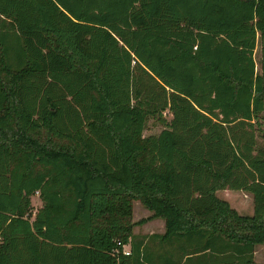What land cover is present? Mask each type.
<instances>
[{"label":"trees","instance_id":"1","mask_svg":"<svg viewBox=\"0 0 264 264\" xmlns=\"http://www.w3.org/2000/svg\"><path fill=\"white\" fill-rule=\"evenodd\" d=\"M263 113L264 0H0V264H146L177 237L262 264ZM134 200L163 234H133Z\"/></svg>","mask_w":264,"mask_h":264},{"label":"crops","instance_id":"2","mask_svg":"<svg viewBox=\"0 0 264 264\" xmlns=\"http://www.w3.org/2000/svg\"><path fill=\"white\" fill-rule=\"evenodd\" d=\"M171 117V115H170ZM171 119V118H170ZM169 119V120H170ZM168 120V121H169ZM242 194L238 196V194H232L229 195V190H218L216 191L215 195L225 200L229 203L230 207L233 208L238 214L240 215H252L253 214V199L252 196L244 191L239 190ZM219 192H222V196L219 194ZM235 197L237 199H235ZM248 203L249 205L248 207ZM136 201L133 205V212L135 213L134 206H136ZM140 205V204H139ZM143 207V206H142ZM139 210L144 213V217L147 218L152 215V212L148 210L147 208H141L139 207ZM133 213V221L135 222L136 219L138 220ZM136 218V219H135ZM139 228L143 229V231H140ZM165 232V221L164 219L160 217H153L148 218L145 223L137 225L135 224L133 226V234L136 236H151V235H161ZM177 245L178 252H174L167 244L163 243L162 241L158 239H152L148 240L147 243V258L146 264H235L236 260L232 258H227V253H213L214 255H210L208 252L211 253V251H204L201 253H197L194 256L189 255L190 257L187 258L185 255L180 259L179 254L184 250V246H188L186 242V237H177L176 240H172V243H175ZM171 243V242H170ZM201 243H205V239L201 241ZM125 248L128 249L129 245H125ZM259 250H263L264 253V244H257L253 251V260L255 263H262L264 264V256L262 259L257 258V254ZM218 257H217V255ZM216 255V256H215ZM264 255V254H263ZM238 256V255H237ZM219 258V259H218Z\"/></svg>","mask_w":264,"mask_h":264},{"label":"rangeland","instance_id":"3","mask_svg":"<svg viewBox=\"0 0 264 264\" xmlns=\"http://www.w3.org/2000/svg\"><path fill=\"white\" fill-rule=\"evenodd\" d=\"M260 55H261V46H260V43L258 42L257 45H256V48L254 50L255 70L257 72L260 71ZM170 115L171 114L168 113L167 111L164 112V117L167 120H169L171 118ZM260 124H261L260 128L257 131V135H258L257 140H258L259 144H261V143L263 144L264 143V139H263V137L261 135L262 134L261 133V129H264V113H263V118L260 119ZM163 128H164V126L160 122H158V121H156V120L151 118L146 123L145 129L143 131V135L147 136V135H151V134H158ZM229 192H230L229 195L238 194V196H240V194H241V192L239 190H229ZM219 194L222 196L223 193L219 192ZM241 196H242V194H241ZM30 199H31V213H32V217H33V215L36 212V210L41 206V201L39 199L38 193H35L34 195H32ZM235 199H237V198L235 197ZM135 201H136V204H138V205L134 206V209H135V213H134L133 212V205H134ZM249 205L250 204L248 203V207H249ZM140 206H141V208H144V206L141 204V202L139 200H134L133 201V204H132V221H133V213L135 214V216L137 218H139L138 220L135 218L136 221L135 222L133 221L135 224H137L139 221L145 219L144 213H142V211L139 210ZM148 218H153V217L149 216V217L146 218V220ZM146 220L143 223H145ZM143 223H138L137 225H140V224H143ZM139 230L143 231V229H141V228H139ZM263 254H264L263 250H259V252L257 254V258L258 259H262V257L264 256Z\"/></svg>","mask_w":264,"mask_h":264},{"label":"built area","instance_id":"4","mask_svg":"<svg viewBox=\"0 0 264 264\" xmlns=\"http://www.w3.org/2000/svg\"><path fill=\"white\" fill-rule=\"evenodd\" d=\"M118 244H120V242H118ZM122 252L125 253V254H129L130 251H129V248L126 249L125 245H124V246H122Z\"/></svg>","mask_w":264,"mask_h":264}]
</instances>
